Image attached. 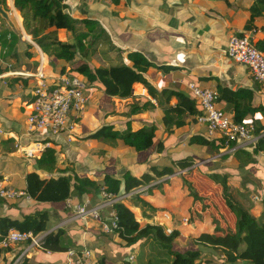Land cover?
Returning <instances> with one entry per match:
<instances>
[{"label": "trees", "instance_id": "trees-1", "mask_svg": "<svg viewBox=\"0 0 264 264\" xmlns=\"http://www.w3.org/2000/svg\"><path fill=\"white\" fill-rule=\"evenodd\" d=\"M111 1L115 4L118 2V0ZM13 6L20 14L24 32L39 48L44 63H47V66L43 68V74L49 79V86L54 85L53 79L66 74L85 80L89 88L101 91L107 98L115 97L123 100L131 98L134 87L140 85L146 90L147 95L156 101L157 107L162 111L160 124L152 120L149 124L136 128L133 127L132 116L155 110V106L149 100L142 99L134 102L127 112L118 115L111 108L108 115H115V121L101 126L84 139L114 143L120 149L126 150L127 154L136 155L137 161L129 167L119 168L117 175L109 170H103L99 173L98 179L94 175L78 170L74 161L65 159L62 163L63 167L58 165L57 157L64 153L67 147L66 132L63 131L57 135L38 133L32 137H23L24 146L29 147L40 143L44 145V149L33 158L31 168L24 174V184L20 189L25 190L31 200L49 204L52 211L66 213L71 217L74 207L83 203L82 197L86 195L103 190L107 194L118 196L139 191L141 187L146 186V190L112 207L117 216V229L113 233L123 241L126 248L143 240L153 239L171 258L168 263L161 264H212L214 261L224 264L242 262L264 264V223L259 224L256 217L232 199L227 185L228 180L237 177L249 179L256 185H260L261 182L260 177L256 179L257 181L250 178L254 171L262 167L263 164L258 156L264 154V125L259 118H256V115L264 117V106L255 103L253 93L243 89L231 91L217 87V108L220 109L218 104L230 105L232 114H226L229 119L233 123L253 125V134L259 138L254 146L234 150L231 157L228 154L222 155L220 159L225 161L223 168L209 170L208 165L200 166L202 173L221 187L223 202L235 218L234 228L222 229L219 223H215L211 231L203 230L196 237H191L192 248L184 251L175 250L173 243L180 237L176 228L167 234L160 225L146 224L142 227L132 209H137L143 214L147 209L154 212L155 208L143 198L144 194L150 195L151 190L155 188L149 186L151 182L170 177L174 175L175 169H188L203 159L197 158L194 154H185L171 158L169 166L161 168L147 166V172H143L139 167L147 165L146 154L152 151L154 154L167 157L169 154L178 153L184 146L204 147L220 154L233 149L236 143L228 141L220 134L208 136L204 132H199L196 117L200 116L202 111L198 102L192 96L188 97L177 89L165 88L158 92L146 78L149 70L168 71L169 67L156 66L137 52L127 53L129 65L91 67L87 57L93 54V45L104 32L98 21L88 18L79 19L65 13L68 6L63 3V0H13ZM0 7L6 9V0H0ZM248 11L250 20L246 29L251 30L254 19L264 15V0H254ZM61 31L72 35V43L60 38ZM4 39L6 40V35L2 32L0 76L10 70L8 63L1 59ZM252 44L264 55V39L252 40ZM37 55V50L28 45L26 57L31 59ZM16 80L18 79H11L10 83ZM172 99L177 100L175 104H171ZM186 116L193 117V120L186 122ZM248 117L250 119H247ZM70 120L78 124L81 117H76L71 112ZM162 133L167 134L165 140L160 138ZM104 152L105 150H99L94 155L103 158ZM115 158L116 154L109 156L107 162L109 160L111 163ZM100 164H102L101 161ZM137 170L140 173L136 175L134 171ZM1 178L2 175H0ZM188 188L189 196L193 200H199L197 193L189 186ZM67 201H70L69 206ZM4 205L14 211L8 215H0V241L9 230L31 233L33 236L46 232L40 241L41 247L46 251L59 253L68 249L79 251L83 248L73 241L75 237L69 236L67 230L55 228L59 219L50 215L48 210L22 214L16 205L0 199V208ZM16 215H20V218H16ZM79 222L81 220L73 222L75 228H80ZM77 232L79 234V230ZM199 248L210 251L212 256L208 260L204 259L203 251ZM7 250L0 247V258ZM16 259L17 256L10 264H14ZM98 262L106 264L104 258L98 259ZM15 264L35 263L24 257Z\"/></svg>", "mask_w": 264, "mask_h": 264}, {"label": "crops", "instance_id": "crops-1", "mask_svg": "<svg viewBox=\"0 0 264 264\" xmlns=\"http://www.w3.org/2000/svg\"><path fill=\"white\" fill-rule=\"evenodd\" d=\"M253 1L118 0L115 4L111 0H63V3L68 6V13L72 17L96 20L104 30L93 45V54L87 57L91 67L129 65L127 53L137 52L156 66L170 68L168 71L149 70L147 73L146 78L158 92L165 88L177 89L191 97L187 89L188 83H195L201 88L215 91L217 87L231 91L243 89L253 93L255 103L264 106V86L252 79L245 66L234 63L224 52L232 34H249L255 41L264 39V15L254 19L251 30L246 29L250 20L248 9ZM6 8L8 11L3 9L9 14L13 27L5 22L8 28L3 30V34H6L7 41L4 40L1 47V59L8 63L10 70L0 76V175H2L0 187L23 190L20 187L24 184V174L31 168L33 159L27 160L16 145L17 143L23 145L25 118L30 110L29 103L35 83L33 74L40 68L42 54L31 41L30 36L24 32L22 19L13 6V0H6ZM60 34L64 36V39L60 37L63 41L72 43L73 37L70 33L61 31ZM28 45L33 46L38 52V55L31 59L26 57ZM46 66L47 63L43 62L42 67ZM11 79L18 80L10 83ZM134 89H143V87L137 85ZM87 95L88 104L77 125V132H74V141H66L67 147L64 153L57 157L58 165L63 167L62 163L67 159L76 162V167L81 166L82 169L78 168V170L84 171L87 166H83L81 162L88 161L89 168L84 172L89 175H99L103 170L110 171L118 160L120 168L133 165L137 161L136 155L127 154L126 150L120 149L114 143L84 138L101 126L115 121V115H108L111 108L117 115L127 112V110L117 112L113 105L114 101H130L131 105L134 99L138 102L146 98L131 97L123 100L115 97L107 98L95 88L88 91ZM151 100L155 110L132 116L133 127L147 125L152 120L160 124L162 111L157 107L156 101ZM176 101L172 99L171 104H175ZM218 107L223 113L232 114L230 105L218 104ZM256 118H259L264 125V117L256 115ZM185 121L190 120L185 118ZM198 130L204 132L199 124ZM99 150H105L103 158L94 155ZM115 154L114 161L107 162L109 156ZM258 159L264 164V154H260ZM147 166L155 165H148L147 160L146 166L139 167L140 171L147 172ZM140 171H134V174L137 175ZM116 172L114 174L117 175L118 171ZM100 200V191L82 197V201L89 205L96 204ZM9 203H14L22 214L48 210L50 215L59 219V223L70 217L66 213L51 211L49 204L37 203L31 199H24L21 203L16 201ZM69 205L70 201H67V206ZM256 208H259V213L264 214L263 205ZM13 211L4 205L0 208V215H8ZM16 218H20V215H16ZM79 226L80 228H75L71 222L65 229L69 236L75 237L73 241L77 245L89 248L96 259L104 258L105 263L108 264L106 257L111 253L108 247L111 243L108 241L112 237L102 233L100 223L92 218L79 222ZM26 245L22 243L3 252L0 263L10 264ZM25 258L35 264L40 262L59 264L64 260V252L47 255L40 249H31Z\"/></svg>", "mask_w": 264, "mask_h": 264}, {"label": "built area", "instance_id": "built-area-1", "mask_svg": "<svg viewBox=\"0 0 264 264\" xmlns=\"http://www.w3.org/2000/svg\"><path fill=\"white\" fill-rule=\"evenodd\" d=\"M3 32V21L0 18V36ZM253 38L249 34L229 36L225 54L234 63L245 66L252 79L264 86V55L252 44ZM43 57L40 59V68L33 74L35 83L32 89V98L29 103L30 110L25 118L26 128L24 138L32 137L34 134L57 135L66 132V141H74L75 123L70 120V113L76 117H82L88 104L87 92L91 90L85 80L70 75H62L53 79L54 85L49 86L48 79L43 74ZM25 76L24 74H21ZM187 89L191 96L198 102L202 114L196 117V121L204 129L208 136L220 134L228 141L235 142L232 149L248 148L254 146L258 136L253 134V125L233 123L229 117L216 106L217 92L213 89L201 88L195 83H188ZM132 97H145L152 101L145 89H134ZM17 149L27 159L37 157L44 149L40 143L31 146H23L17 143ZM140 191H132L118 196L100 191L101 200L96 204L89 205L86 202L74 207L72 217L66 223L75 220L84 221L88 218L97 220L100 223L101 231L106 234L113 233L117 229V216L112 209L113 205L123 202L124 199ZM0 199L7 202L19 199H30L25 190L10 187H0ZM106 214V216H105ZM42 235L33 236L31 233H21L16 230H9L2 237L0 247L10 249L19 244H27L17 255L15 263L26 257L31 249H40L50 255L41 247ZM129 262L134 260V255L128 258ZM14 263V264H15ZM59 264H99L91 250L82 248L79 251L68 249L64 252V260Z\"/></svg>", "mask_w": 264, "mask_h": 264}, {"label": "rangeland", "instance_id": "rangeland-1", "mask_svg": "<svg viewBox=\"0 0 264 264\" xmlns=\"http://www.w3.org/2000/svg\"><path fill=\"white\" fill-rule=\"evenodd\" d=\"M6 28H8V26L4 21L3 30ZM66 36L68 37V35ZM60 37L64 39V36L61 34ZM67 39H69V37ZM134 102H136L135 99ZM113 103L117 112L128 111V105H130V101H114ZM186 120L191 121V117L187 116ZM77 125L78 124L74 126L73 132H77ZM160 138L166 139L167 134L163 133L160 135ZM105 142L109 143L107 141ZM185 154H194L197 158H202L203 160L195 163L188 169H175L176 171L174 175L163 180H153L151 182L149 186L155 188L151 190L150 195L144 194L143 198L155 208L154 212L147 209L143 214L137 209H132L142 227L146 224L160 225L167 234H169L173 228H176L180 237L175 239L173 248L178 251L192 248L191 237H196L203 230L211 231L215 223H219L222 226V229H232L234 228L235 223L233 214L223 202L221 187L210 181L200 169V166L202 165H208L209 170L225 167V161L221 160L220 157L224 154H228L231 157L233 150L231 149L219 154L204 147L193 146L188 148L184 146L178 153L169 154L167 157L161 155L156 156L152 151L148 152L146 157L148 165H155L161 168L163 166L171 165V158ZM90 158L92 160L91 156ZM81 163H83V166H87L83 169L84 171L89 168L88 161ZM120 166L118 160L115 167L113 165L112 167L110 166V171L112 173H117L116 171H119ZM78 168L82 170L81 166ZM94 176L97 179L99 178L96 174H94ZM258 177L261 178L260 185H256L254 182H250L249 179L246 180L241 177L228 180L227 185L228 193L231 195L232 199L240 204V206L247 210L251 215L256 217L259 224H262L264 223V214H261L262 212L259 213V208L256 207L264 206V164L259 170L254 171V174L251 175L250 178L256 180ZM164 180L166 182H162ZM188 186L197 193L200 198L199 200H193V198L189 196L190 190ZM146 188V186L141 187L139 191L146 190ZM133 195L134 194L131 196ZM131 196L123 201L126 202ZM22 200L24 199L16 200V202L21 203ZM70 223L71 222L66 223L65 220L64 222L58 223L55 228L65 229ZM45 234L46 232L41 233L40 235L44 236ZM108 235L112 237L108 242L113 244V242L116 241L113 246H111V244L108 246L111 250L109 256L106 257L109 261L108 264H125L126 262L129 264H161L168 263L171 259L153 239L143 240L136 245L127 247L126 250V247L120 238L114 233ZM117 246L119 248H117ZM199 249L203 251L202 255L204 259L208 260L212 256L210 251L202 250L201 248ZM131 255H134V260L129 262L128 258ZM212 264L224 263L214 261ZM240 264L247 263L242 262Z\"/></svg>", "mask_w": 264, "mask_h": 264}, {"label": "water", "instance_id": "water-1", "mask_svg": "<svg viewBox=\"0 0 264 264\" xmlns=\"http://www.w3.org/2000/svg\"><path fill=\"white\" fill-rule=\"evenodd\" d=\"M64 12L67 13V14H69L68 13V9H66ZM0 16H1L0 18L3 21H5L9 26L13 27L12 21L9 18V14L7 12H5L2 7H0Z\"/></svg>", "mask_w": 264, "mask_h": 264}, {"label": "bare ground", "instance_id": "bare-ground-1", "mask_svg": "<svg viewBox=\"0 0 264 264\" xmlns=\"http://www.w3.org/2000/svg\"><path fill=\"white\" fill-rule=\"evenodd\" d=\"M18 18V17H17Z\"/></svg>", "mask_w": 264, "mask_h": 264}]
</instances>
